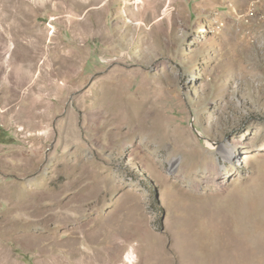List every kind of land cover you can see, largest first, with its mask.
<instances>
[{"label":"rangeland","instance_id":"374dc122","mask_svg":"<svg viewBox=\"0 0 264 264\" xmlns=\"http://www.w3.org/2000/svg\"><path fill=\"white\" fill-rule=\"evenodd\" d=\"M0 264H264V0H0Z\"/></svg>","mask_w":264,"mask_h":264},{"label":"bare ground","instance_id":"6f19581e","mask_svg":"<svg viewBox=\"0 0 264 264\" xmlns=\"http://www.w3.org/2000/svg\"><path fill=\"white\" fill-rule=\"evenodd\" d=\"M11 53V52H10ZM112 99L113 100H117L118 96H116V93L112 94L111 95ZM109 106H113L112 103H110ZM119 107H114V110H117ZM131 132V131H130ZM132 133V132H131ZM210 145H212V143H210ZM222 151L224 153V156L228 159H230L231 161H234L235 159H238V155L237 153L234 152V149L231 148V146L229 145H226L224 144L222 146ZM205 162L206 164L209 166V169L208 170H214V162H213V158L212 156H208L205 158ZM225 189V186L224 184L222 185V189L220 190H216L215 192L213 193H210V196L209 198H215L217 196H220L222 194V192L224 191ZM222 196V195H221ZM208 201V200H207ZM243 200L239 201L237 199L236 196H233L232 193L230 194V196L226 199H222V203L219 202L220 206L222 207V209L219 208V210L216 212L218 213L220 216L222 215L223 217L224 216H227L228 214H235L234 213V209H235V204L237 203L238 206L237 208L240 207V203L242 202ZM219 207V206H218ZM204 210V209H203ZM130 257V256H129ZM130 259V258H129Z\"/></svg>","mask_w":264,"mask_h":264}]
</instances>
